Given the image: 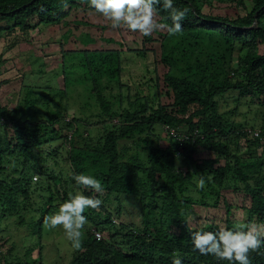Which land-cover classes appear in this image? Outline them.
Listing matches in <instances>:
<instances>
[{
  "label": "trees",
  "instance_id": "obj_1",
  "mask_svg": "<svg viewBox=\"0 0 264 264\" xmlns=\"http://www.w3.org/2000/svg\"><path fill=\"white\" fill-rule=\"evenodd\" d=\"M218 4L240 13L212 12ZM174 6L187 10L181 33L162 29L132 40L138 57H152V69L146 63L149 77L141 78L148 84L129 92L122 81V52L129 50L122 28H113L87 0H0V37L12 39L2 47L45 31L48 48H58L56 73L63 79L62 106L49 107L56 89L39 83L23 82L14 103L0 101V231L14 218L34 243L5 264H42L44 218L80 190L95 198L104 193V202L131 199L142 225L117 224L120 211L111 214L104 204L103 214L86 209L90 226L67 264H172L176 255L183 264H229L195 251L189 235V229L233 227L229 193L244 201L245 223L264 228V0H174ZM167 16L160 8L156 19L167 24ZM80 85L92 115L66 118L67 99L71 92L79 96ZM225 95L235 102L228 111L221 110ZM242 107L255 110L260 123L233 120ZM164 124L186 138H163ZM95 126L98 136L82 131ZM73 172L94 175L103 192L77 186ZM196 178L205 180L203 188ZM221 206L223 224L214 213L204 223L189 222L195 207L216 212ZM27 213H33L30 221ZM249 256L251 264H264V245Z\"/></svg>",
  "mask_w": 264,
  "mask_h": 264
},
{
  "label": "rangeland",
  "instance_id": "obj_2",
  "mask_svg": "<svg viewBox=\"0 0 264 264\" xmlns=\"http://www.w3.org/2000/svg\"><path fill=\"white\" fill-rule=\"evenodd\" d=\"M230 5H220L216 6L212 12H224L231 10V13H236L239 9H232L229 7ZM207 12L209 10H206ZM123 37L125 38V45L129 50L123 51L122 57L124 62V72L122 74V81L124 84L129 86V92H135L139 90V85L147 83L146 79L143 80V76L149 77L147 75L145 64L149 63V71L152 69V57L149 56L147 59H143L142 57H138L134 48L136 45L132 42L133 39H138L140 34L137 32L133 34V31L127 30L126 28H122ZM108 30L104 31L105 35H108ZM31 35L24 39L23 36H16L17 38L15 44L8 46L7 49H4L2 45L7 44L9 42L12 44V39L1 36L0 37V52L3 51V59L0 58V81L5 80L7 83H3L0 85V101L5 104L14 103L18 95L20 94V86L21 84H34L39 83L42 87H50L55 88L56 93L51 96H48L47 102L49 107L53 106L58 107L62 106L63 102L60 103V90L63 88V79L61 74L57 75L58 67L60 65L59 59V51L58 48H48V44L45 40V31L43 32H31ZM111 44V43H110ZM116 45L115 43H112ZM112 45V46H113ZM107 46H110L107 44ZM117 46V45H116ZM125 50V48H123ZM26 57H29L30 60L25 61ZM41 60H40V59ZM5 60L6 62H3ZM33 62V63H32ZM38 68L40 70H38ZM24 71L27 73L24 74ZM32 72V73H31ZM145 72V73H144ZM80 84V83H79ZM124 88H126L124 86ZM46 93H49V88L46 89ZM78 97L73 95V92L70 93L67 102L68 107L66 110V118L77 116L79 118H89L92 115L94 108L86 107L83 95V86L80 85ZM45 91V90H38ZM126 90L123 89V93L125 94ZM77 94V93H75ZM56 96V97H55ZM91 102V101H90ZM234 100L232 97L225 95L221 99V110L228 111L229 107L234 106ZM242 114L235 115L233 120L238 122H245L247 124H252L253 126L260 123V118L257 113L255 114V110H249L248 108L242 107ZM97 117L93 116L90 122L96 120ZM84 119V120H85ZM257 128V127H256ZM83 132H87L90 136L95 137L100 134L98 127H82ZM162 137L167 133L164 129H161ZM57 169L59 167L57 166ZM199 182V179L196 178ZM195 189L191 187V192L195 193ZM104 193L99 195V199L102 200V204H104L105 209H109L111 214H116L120 211L119 216H114V221L119 224L120 222L125 223H134L135 225H142V217H141V209L136 204L133 203L131 199L126 197H121L119 200L121 201V206L118 198L112 196L107 201H103ZM228 199L230 201V207L232 214L230 218L234 225L239 223H245L246 216L244 214L242 205L244 204L242 198L240 196H234L235 193H229ZM91 209V208H89ZM195 213L189 219L190 223H204L206 221L211 220L212 214L216 216V221L220 224L224 223V215L225 208L220 207L214 212L213 209L206 210L203 207H195ZM98 214H103L101 209H91ZM28 214V213H27ZM33 216V213L28 214V221H30V217ZM90 226V223L87 222L84 229H82L83 237L82 240L86 236V227ZM199 226V225H196ZM2 227V226H1ZM10 227V228H9ZM5 228H7L5 230ZM4 230L0 231V237L4 236V240H0V245L2 250L0 252V264H5V261L10 262L12 260H18L24 255V251L31 246L30 244H34L28 242V238L26 236H22V233H27L23 231L22 228L17 230V224H15V219H11V224L7 225ZM16 228V229H15ZM46 232H44L43 237L41 238V257L42 264H67L71 258L72 254L79 250V248H75L70 241L67 240L64 231L61 226H57L55 229L49 228L47 225L45 226ZM35 241L36 238L33 237ZM38 251H33L31 256L34 258L37 256Z\"/></svg>",
  "mask_w": 264,
  "mask_h": 264
},
{
  "label": "clouds",
  "instance_id": "obj_3",
  "mask_svg": "<svg viewBox=\"0 0 264 264\" xmlns=\"http://www.w3.org/2000/svg\"><path fill=\"white\" fill-rule=\"evenodd\" d=\"M88 5L96 13L102 15L111 22L113 28H126L127 30L138 32L142 36H151L155 31L167 29V34L174 36L183 31L182 21L187 10L174 6V0H87ZM162 8L168 13L167 19L170 23H159L156 19L159 9ZM173 128L177 134L182 135L178 139L171 132ZM162 129L172 138L182 141L186 135L181 134L177 128L164 124ZM248 132L260 129L247 127ZM256 136V135H254ZM36 177L33 176V180ZM72 180L77 186L84 189H91L96 193L103 192L102 182L91 174L72 173ZM205 180L200 178L198 187L203 188ZM102 200L94 196L84 194L83 190L69 193L68 198L59 203L55 212L47 215L44 220L46 225L55 229L61 226L68 241L75 248H79L82 243L83 232L87 224V216L84 215L88 208L99 209ZM100 230L92 228L95 232ZM189 235L193 249L201 255H211L218 260H227L229 264H251L250 252H255L264 245V228L254 224L239 223L231 228L221 227L215 231H206L203 228L189 229ZM102 238V233L101 237ZM96 238V239H100ZM172 264H183L182 259L176 255L172 259Z\"/></svg>",
  "mask_w": 264,
  "mask_h": 264
},
{
  "label": "built area",
  "instance_id": "obj_4",
  "mask_svg": "<svg viewBox=\"0 0 264 264\" xmlns=\"http://www.w3.org/2000/svg\"><path fill=\"white\" fill-rule=\"evenodd\" d=\"M170 132H171L175 137H177L178 139H182V135L177 134L176 131H175L173 128L170 129ZM258 133H259L258 131H255V132H254V135L257 136ZM34 179H36V177H34ZM95 236H96V238H100V237H101V233L98 232V231H96V232H95Z\"/></svg>",
  "mask_w": 264,
  "mask_h": 264
}]
</instances>
